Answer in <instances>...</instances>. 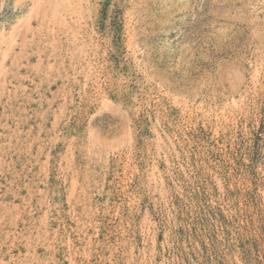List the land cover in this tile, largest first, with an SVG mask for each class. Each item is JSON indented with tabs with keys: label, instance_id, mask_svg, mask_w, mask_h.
<instances>
[{
	"label": "rangeland",
	"instance_id": "rangeland-1",
	"mask_svg": "<svg viewBox=\"0 0 264 264\" xmlns=\"http://www.w3.org/2000/svg\"><path fill=\"white\" fill-rule=\"evenodd\" d=\"M0 264H264V0H0Z\"/></svg>",
	"mask_w": 264,
	"mask_h": 264
}]
</instances>
